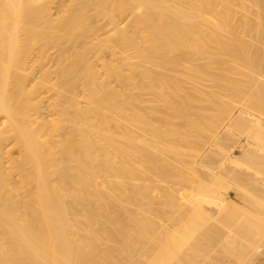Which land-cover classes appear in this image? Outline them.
Returning <instances> with one entry per match:
<instances>
[{"label":"bare ground","instance_id":"1","mask_svg":"<svg viewBox=\"0 0 264 264\" xmlns=\"http://www.w3.org/2000/svg\"><path fill=\"white\" fill-rule=\"evenodd\" d=\"M252 109L264 0H0V264H258Z\"/></svg>","mask_w":264,"mask_h":264},{"label":"rangeland","instance_id":"2","mask_svg":"<svg viewBox=\"0 0 264 264\" xmlns=\"http://www.w3.org/2000/svg\"><path fill=\"white\" fill-rule=\"evenodd\" d=\"M213 88H215V89H218L217 87H213ZM253 113H255L257 116H260V117H262L263 119H264V113H262V112H259L258 111V113H256V110H251ZM255 111V112H254ZM236 145V144H235ZM206 148H208V147H206ZM205 148V150H203V151H205V152H207V150H209V149H206ZM234 149H236L235 151H236V153H239L238 151H239V148L238 147H234ZM220 156V155H219ZM218 155H217V160H218V164H220L219 162L221 161V159L220 158H218L219 157ZM220 159V160H219ZM222 162V161H221ZM216 163V165H214L215 167L218 165ZM217 167H219V169H220V166L218 165ZM181 185V184H180ZM235 188H230V196L233 198H237L236 196V194H237V190L235 189ZM237 200V199H236ZM246 229V228H245ZM245 229L244 230H241V233H243L242 234V237H245V239L243 238V243H244V245H245V253H243V255L245 256V254H247V252H248V254H251L250 253V251L251 252H253V250L257 247V246H260V245H262V248H264V222L263 221H260V224H259V226L255 229V231H248L247 229H246V231H245ZM242 231H244V232H242ZM244 235V236H243ZM248 250V251H247ZM242 255V256H243ZM242 256H241V261L240 262H238V263H244V261H243V258H242ZM256 261H257V263L258 264H264V256H259L257 259H256Z\"/></svg>","mask_w":264,"mask_h":264}]
</instances>
